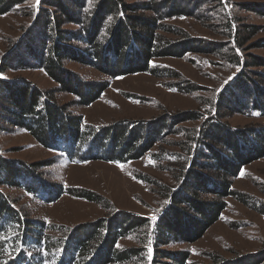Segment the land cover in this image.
Listing matches in <instances>:
<instances>
[{
	"label": "trees",
	"instance_id": "trees-1",
	"mask_svg": "<svg viewBox=\"0 0 264 264\" xmlns=\"http://www.w3.org/2000/svg\"><path fill=\"white\" fill-rule=\"evenodd\" d=\"M20 1L0 0V13ZM194 1L191 6L195 11ZM188 11L175 0H40L20 51L26 52L29 59L20 66L18 61L11 66L40 69L56 84L57 91L73 95L76 104L90 105L100 98L111 78L139 72L172 73L152 64L156 58L223 51V42L193 38L184 29L162 22L173 16H188ZM258 12L263 14L264 8ZM66 24H74L75 28H66ZM162 32L178 37H166ZM261 41L259 44L264 45V39ZM237 43L240 46L243 40L237 38ZM65 60L93 67L110 78L86 81L69 70ZM250 63L238 64L241 68L215 97L216 111L204 119L197 133L192 131L182 143L189 155L190 142L196 139L190 157L187 156V166L185 162L180 164L177 184L166 192L167 203L153 220L120 211L79 223L55 237L46 233L50 227L47 222L28 220L0 189V264H42L41 255L54 251L60 257L53 264H198L189 262L190 254L185 249L160 250V247L169 240L191 243L199 239L219 219L226 197L244 201L242 194L231 187L230 177L239 174L244 165L264 157V125L240 130L223 122L218 112L225 109L264 116V73L242 71L243 65L245 68L259 65L264 69V59L256 57ZM184 87L189 88L188 84ZM198 114L184 111V118L179 121L195 120ZM172 120V117L162 121L160 117L151 121L122 120L93 127L24 77H0V130L23 127L43 147H63L71 155L74 151L78 156L105 157L116 162L137 159L167 132H175L171 130L175 125ZM40 164L0 156V183L16 186L18 177H26V192H40L36 187L40 185L47 199L53 201L65 190L39 180L34 182L35 169ZM77 195L89 201L98 200L89 191H77ZM259 209L264 211V204ZM147 227L152 236L147 259L141 246H118L121 238L134 232L143 233ZM263 261L264 250L233 260L221 259L216 264Z\"/></svg>",
	"mask_w": 264,
	"mask_h": 264
},
{
	"label": "rangeland",
	"instance_id": "rangeland-1",
	"mask_svg": "<svg viewBox=\"0 0 264 264\" xmlns=\"http://www.w3.org/2000/svg\"><path fill=\"white\" fill-rule=\"evenodd\" d=\"M135 1L140 0H128ZM175 1L186 7L189 15L173 16L162 22L184 29L193 38L216 44L223 42L224 50L186 52L181 57L152 61L158 67L171 70L172 75L139 72L111 79L98 69L65 60L66 67L86 81L109 79L100 98L90 105L76 104L73 95L57 91L56 84L40 69L11 66L17 61L20 66L29 59L26 52L20 51L40 0H21L0 13V77H24L48 91L56 102L66 105L68 112L81 116L89 126H107L122 120L151 121L157 117L161 121L172 117L175 124L171 129L174 133L167 132L144 155L124 162L105 157L86 158L74 151L71 155L63 151V147H43L23 127L0 130V156L25 163H41L36 166L34 182L39 180L65 190L49 201L40 185H36L40 192H26V177H18V186L0 183V189L28 220H43L50 225L46 233L58 237L79 223L120 211L153 220L167 203L166 192L177 184L180 164L185 162L187 166L196 139L190 142L189 155L184 152L182 143L192 131L197 133L204 119L216 111L215 97L241 68L238 64H251L256 57L264 59V45H260L264 39V13L258 12L264 8V0ZM193 1L195 11L191 6ZM65 27L72 29L75 25L66 24ZM162 35L173 36L167 32ZM237 38L243 40L242 45H238ZM243 66L242 71L264 73L259 65ZM174 84L181 86L174 87ZM186 84L188 89L184 87ZM184 111L198 112L199 118L179 121L184 118ZM218 115L223 122L240 130L264 125V116L256 113L241 114L221 109ZM230 180L231 187L242 194L244 201L226 197L219 219L199 239L191 243L169 240L166 245L159 246L160 250L185 249L190 254L189 262L198 264H216L221 259L233 260L263 251L264 211L259 207L264 204V157L244 165ZM77 191L93 192L98 200H86L78 196ZM207 197L213 198V195ZM151 237L147 227L143 233L134 232L121 238L118 246H141L147 259ZM59 257L56 251L44 252L41 262L53 264Z\"/></svg>",
	"mask_w": 264,
	"mask_h": 264
},
{
	"label": "snow or ice",
	"instance_id": "snow-or-ice-1",
	"mask_svg": "<svg viewBox=\"0 0 264 264\" xmlns=\"http://www.w3.org/2000/svg\"><path fill=\"white\" fill-rule=\"evenodd\" d=\"M109 19H111V18H109Z\"/></svg>",
	"mask_w": 264,
	"mask_h": 264
}]
</instances>
